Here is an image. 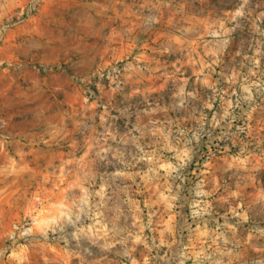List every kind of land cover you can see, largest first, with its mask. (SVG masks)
<instances>
[{
    "label": "rangeland",
    "instance_id": "rangeland-1",
    "mask_svg": "<svg viewBox=\"0 0 264 264\" xmlns=\"http://www.w3.org/2000/svg\"><path fill=\"white\" fill-rule=\"evenodd\" d=\"M45 1L7 0L0 17V131L9 144L0 172V264H264L259 123L235 104L226 114L217 105L213 116L206 100L225 95L218 80L216 91L193 84L194 94L183 97L181 134L97 136L103 91L121 83L126 59L70 74L92 104L86 113L57 102V92L55 101L41 96L37 77L48 69L39 67V54L48 44L64 49L41 30ZM239 2L231 0L233 22ZM115 62L118 77L99 74ZM63 66L62 59L47 65L52 73ZM237 84L233 99L241 95ZM41 120L50 127L39 128ZM17 129L56 137L17 160L10 147Z\"/></svg>",
    "mask_w": 264,
    "mask_h": 264
},
{
    "label": "crops",
    "instance_id": "crops-1",
    "mask_svg": "<svg viewBox=\"0 0 264 264\" xmlns=\"http://www.w3.org/2000/svg\"><path fill=\"white\" fill-rule=\"evenodd\" d=\"M6 1L0 0V17L6 13ZM232 8L231 0H46L40 8L45 15L41 30L49 41L62 40L64 49L48 44V52L39 54V67L48 72L38 75V91L54 101L57 92V102L79 105L86 113L92 104L70 74H89L113 60L126 59L121 83L103 91V107L96 112L97 136H128L140 130L181 134L180 122L186 118L177 107L188 104L183 97L194 94L193 84L216 91L218 80L224 81L220 91L225 95L206 100L215 106L213 116L217 105L224 114L230 113L231 105H240L263 134L264 0H240L234 22ZM248 36L253 48L246 45ZM59 59L64 66L52 73L47 65ZM57 76L65 84L55 83ZM236 81L241 95L233 99L230 93ZM49 127L40 121L39 128ZM3 131L0 172L7 166L9 148L4 139L8 133ZM13 137L11 151L19 154L17 160H24L37 152L33 143L56 135L17 129Z\"/></svg>",
    "mask_w": 264,
    "mask_h": 264
},
{
    "label": "built area",
    "instance_id": "built-area-1",
    "mask_svg": "<svg viewBox=\"0 0 264 264\" xmlns=\"http://www.w3.org/2000/svg\"><path fill=\"white\" fill-rule=\"evenodd\" d=\"M37 1H35L36 3ZM35 3H33L31 5L32 9H35ZM122 72V66L120 65V63H113L110 64V66H108L107 68H105L103 71H101L99 74L101 76H104L106 78H114V77H118V75H120V73Z\"/></svg>",
    "mask_w": 264,
    "mask_h": 264
}]
</instances>
